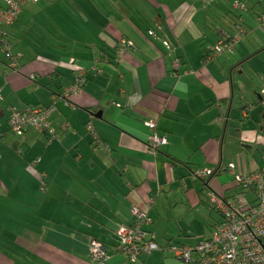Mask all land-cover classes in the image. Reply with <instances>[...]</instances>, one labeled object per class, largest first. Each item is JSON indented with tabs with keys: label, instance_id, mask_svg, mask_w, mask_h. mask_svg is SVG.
<instances>
[{
	"label": "crops",
	"instance_id": "obj_1",
	"mask_svg": "<svg viewBox=\"0 0 264 264\" xmlns=\"http://www.w3.org/2000/svg\"><path fill=\"white\" fill-rule=\"evenodd\" d=\"M263 15L264 0L25 6L4 29L17 66L0 53V264H92L96 240L108 264H180L169 246L195 247L221 222L210 193L255 205L236 178L264 171ZM51 106V135L11 133V108ZM152 120L167 139L155 155ZM203 168L208 182L192 178ZM133 208L161 248L135 261L115 250Z\"/></svg>",
	"mask_w": 264,
	"mask_h": 264
},
{
	"label": "built area",
	"instance_id": "obj_2",
	"mask_svg": "<svg viewBox=\"0 0 264 264\" xmlns=\"http://www.w3.org/2000/svg\"><path fill=\"white\" fill-rule=\"evenodd\" d=\"M5 8H0V53L10 61L11 67L17 66V57L11 54V44L7 40L4 28L12 26L23 6L28 3H36L39 0H2ZM264 23V15L261 17ZM154 36V32H149ZM237 40V38L235 39ZM227 44L221 43L215 48V54L220 55L225 51H231L234 41ZM119 53L130 47L132 43L123 40L120 43ZM170 49V46L167 45ZM34 79V76H31ZM78 85L74 89L65 92L64 100L68 101L71 94L76 93ZM55 107H40L38 109L13 107L9 111V127L11 133L23 136L33 127L42 133L51 135L53 132L47 123L48 117L54 112ZM145 126L149 130L148 150L157 154L167 145V139L158 135L156 121H147ZM88 131L92 133L95 145L99 139L94 133L93 126L88 125ZM192 178L205 180L215 174L211 169L203 168L195 170ZM237 182L245 188H254L257 204L244 207L240 203L228 201L210 193L209 200L223 215V222L216 227L209 239L196 245L172 246L170 251L180 264H264V171L251 175L237 177ZM135 222L131 226L121 227L117 231L119 253L126 255L130 260H137L143 254L160 250V246L148 238L145 226L150 223L147 213L138 208H133ZM92 264H108L109 255L105 247L98 241L91 243Z\"/></svg>",
	"mask_w": 264,
	"mask_h": 264
},
{
	"label": "trees",
	"instance_id": "obj_3",
	"mask_svg": "<svg viewBox=\"0 0 264 264\" xmlns=\"http://www.w3.org/2000/svg\"><path fill=\"white\" fill-rule=\"evenodd\" d=\"M40 1V0H39ZM38 1V2H39ZM38 2H36V3H38ZM29 4H35V3H28V4H26L25 6H27V5H29ZM25 6H23V8L25 7ZM22 8V9H23ZM20 15V14H19ZM17 20H18V18H17ZM17 20H16V22H17ZM15 22V23H16ZM14 23V24H15ZM13 24V25H14ZM12 25V26H13ZM11 27V26H10ZM6 28H8V27H6ZM5 29V28H4ZM7 40L9 41V43L11 44V41H10V39L8 38V36H7ZM230 40L232 41L233 39H229V40H226V41H223V43L224 44H227V43H229L230 42ZM11 54L13 55V56H15L16 57V55H14L13 54V47H12V44H11ZM3 55V54H2ZM4 56V55H3ZM10 62V61H9ZM36 79V77L34 76V79H32V80H35ZM64 94H65V92L61 95V98H64ZM56 99V98H55ZM64 100V99H63ZM193 173V172H192ZM215 174V173H214ZM210 179V178H209ZM209 179H205V180H198V181H201V182H208L209 181ZM238 185L241 187V189H243V191H249V190H253L254 192H255V190H254V188H245L243 185H241V184H239L238 183ZM256 194V193H255ZM220 198H222V197H220ZM222 199H225V198H222ZM256 199H257V197H256ZM208 205L211 207V209L214 211V212H216L220 217H221V222L220 223H218L214 228H213V230L216 228V227H218L222 222H223V215L221 214V212L216 208V206L215 205H213L211 202H210V200H209V195H208ZM225 200H227V199H225ZM256 204H257V201H256ZM255 204V205H256ZM255 205H253V206H255ZM212 230V231H213ZM151 240V239H150ZM97 241V240H96ZM99 242V241H98ZM101 243V242H100ZM104 247H105V249L107 250V253H108V249H107V247L103 244V243H101ZM118 246L119 245H115V250L116 249H118ZM173 246H180V245H173ZM170 248L172 247V245L171 246H169ZM117 251V250H116ZM118 252V251H117ZM119 253V252H118Z\"/></svg>",
	"mask_w": 264,
	"mask_h": 264
}]
</instances>
